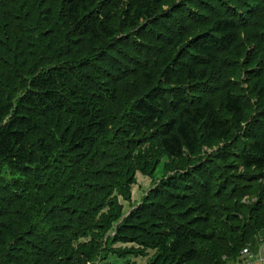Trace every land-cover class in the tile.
<instances>
[{
    "label": "trees",
    "instance_id": "obj_1",
    "mask_svg": "<svg viewBox=\"0 0 264 264\" xmlns=\"http://www.w3.org/2000/svg\"><path fill=\"white\" fill-rule=\"evenodd\" d=\"M259 16L264 0H0V264H111L110 253L150 248L159 253L148 264L240 261L264 228ZM248 27L255 45L224 64L247 66L245 84L260 99L240 128L248 120L241 100L253 96L242 93L244 82L220 84V54ZM215 88H226L221 106L211 101ZM202 128L224 146L198 158ZM158 140L180 165L172 160L127 216L117 197L72 207L51 189L68 172L75 196L102 186L111 194L118 181L129 199L121 164L134 154L137 168L151 172L153 157L143 162L138 149ZM56 212L72 222L59 223Z\"/></svg>",
    "mask_w": 264,
    "mask_h": 264
},
{
    "label": "rangeland",
    "instance_id": "obj_2",
    "mask_svg": "<svg viewBox=\"0 0 264 264\" xmlns=\"http://www.w3.org/2000/svg\"><path fill=\"white\" fill-rule=\"evenodd\" d=\"M260 21H262V23H263L262 26L260 27V29L264 30V16L260 17ZM249 28L250 27H248L247 29H242L240 31V35L236 39L235 43L228 50H226L225 52H222L220 54V61H221L220 65H221V69H222L223 73L225 74V75H223V77L225 79L221 80L220 84L223 85V83H226V81L227 82L228 81H234V82L240 81V82H242V84L244 82L242 87H243V89H246V90L243 91L242 93H244V95H247V97L253 96V101L251 104H249V102H247V100L245 98H242V97H246V96L242 95V97H241L242 98L241 101L245 106L246 118L248 120L243 122L242 125L240 126V128L246 127L248 125V122L255 115V113L257 112V109H258L257 103H255V102L256 101L260 102V99L256 95L255 91H253V90L251 91L250 90L251 87L246 85L247 83L245 84V81H244L245 77L248 76V74H249L248 72H245V71H247L246 69L248 67L244 66L243 70L241 69V71L237 70L238 68L240 69V67L238 65L236 67H232V64H234L233 61L238 60L236 58L237 57L239 58V54L242 53V46L243 45H246V47L248 46L247 50H249V51H250L251 47H253L255 45V44H252V42H251L252 39H250V37L248 36ZM250 54H251V52H250ZM226 59H234L232 61V63L227 64L228 67L224 66ZM235 63L237 64L238 62H235ZM218 71H220V67L218 68ZM242 71H243V73H242ZM124 83L130 84L132 87H134V85H135V82H132V81H130V82L127 81ZM222 88H215L214 91L212 92L213 94L211 93V96H212L211 101L213 102V104L215 106H221L223 96H225V89L226 88L225 89H222ZM239 95H241V94H239ZM222 112H223V114L230 116L231 120L235 121L232 114L226 113V111L223 109H222ZM120 124H121V126H118L119 128H121L125 125L123 123H120ZM113 127L114 128L116 127V122H112V123H110V125H108V128H110V129H112ZM201 130H200V133L202 132L201 133V142H200L199 147H198L199 151L196 154V157H198V158H204V157H207L209 154H214L218 151V149H220L221 147L224 146V142H222V140L208 139L210 137H207L203 128ZM117 132H120V131H117ZM151 137L152 136H150L149 138H151ZM156 149H158V150H156ZM138 150L139 151L141 150V152H139V153H141L142 155L144 154V156H141V158L143 159V162L147 158L153 157L151 164L154 166V168L151 172H147V173L143 172L142 170L137 168L138 165H140V164H139L138 158H136V156H134V154H132L131 157H128L129 158L128 161L122 162L121 167L123 168L124 173H121V178L126 177V179H129L131 181L130 186H129V190L127 192L128 198L130 197L129 199H126L125 196L123 194H121L122 193L121 191L123 189L125 192V189H126L125 183L123 186V184L118 182V181H116L117 182L116 185H114V186L112 185V187H113L112 191H114V192L111 191V194L109 193L110 187L102 186L103 190L101 191L102 192L101 194H97V193H99V192H97L96 193L97 195H96V194H94L95 192L90 191L89 193H87L88 197L86 199H83V196H81V195L75 196V190L74 189L71 190L70 188H68L66 186L67 185L66 182L68 181V178H66L68 172L65 174V177L62 179L61 183H59L58 186H56V187H52L51 189L53 191H55L56 193L58 192L59 194H62V197H64V200L66 201L65 203H70V205L72 207L80 206L81 202H83L84 200H87L88 198H91V197H95L98 200H101L102 197H106L107 201H111L109 199L117 197L118 203L123 206L122 208H123V212L125 214L124 216H127L130 213V211H132L138 205H140L141 202H144L148 199V195H150L153 188H155L157 186V184L160 183L161 179H163L164 177H167L169 175L168 171L173 170V168L172 169H169V168L173 165V161L175 160L172 157L170 158V157L164 155L163 153H161L162 149L160 147L159 140H158V143L146 141L144 144L141 145V148ZM156 151H158V157L155 156V154H154V152H156ZM125 153H126V151H125ZM119 155H124V152H120ZM186 157H187V160L190 158V157L188 158V155ZM174 162H175V166L180 165L178 160H177V162H176V160ZM125 170L127 172L129 170L128 174H126ZM133 171L135 173L134 175L131 174V172H133ZM65 179H66V181H65ZM107 179H109V178L108 177H102L99 180L102 181L103 183L104 182L107 183L108 186H110L111 184L109 183V181H107ZM128 181L126 182V184H128ZM110 182L113 183L112 179ZM71 197H76L77 199L71 200L70 199ZM250 199H252V201H257L255 199V197H249V196L244 197L243 201H249ZM52 200L56 201V198H53ZM65 203L62 202L61 204H59V206H57L55 208V210L57 211V209H59L62 211L64 206L66 205ZM106 211H108V210H106ZM54 214L58 215L57 217L61 218L59 223H61V224L64 223V225L66 227L73 220L72 218L68 217V216H71V214H69V212H64V213H59V214H58V212H56ZM72 214H76V213H74L72 211ZM62 227L63 226H61V228ZM66 227L62 229L63 232H59V233H62V234L65 233L67 231ZM51 233H53V232H51ZM46 235H48V234H46ZM114 247H117V249H119V248L134 249V250H137V249L142 250L143 249L140 245H135L134 243H129V244L118 243V244H115ZM66 253L67 252H60V256H66ZM157 253H159V251L157 252V249H154V248L145 249L144 252L130 253L129 255H126V256H120L118 253H116V254L110 253L109 257L107 258V261L111 264H148V262L152 258H154ZM67 257H69V256H67ZM67 257H62V258L67 259ZM244 261L245 262H243V263L247 264L250 260L245 259ZM234 262L235 261H231L229 264L234 263Z\"/></svg>",
    "mask_w": 264,
    "mask_h": 264
},
{
    "label": "crops",
    "instance_id": "obj_3",
    "mask_svg": "<svg viewBox=\"0 0 264 264\" xmlns=\"http://www.w3.org/2000/svg\"><path fill=\"white\" fill-rule=\"evenodd\" d=\"M248 248V254H242L240 261L231 264H244L245 259L250 260L247 264H264V228L251 239Z\"/></svg>",
    "mask_w": 264,
    "mask_h": 264
},
{
    "label": "built area",
    "instance_id": "obj_4",
    "mask_svg": "<svg viewBox=\"0 0 264 264\" xmlns=\"http://www.w3.org/2000/svg\"><path fill=\"white\" fill-rule=\"evenodd\" d=\"M244 252H245V253H248V252H249L248 247L244 249Z\"/></svg>",
    "mask_w": 264,
    "mask_h": 264
},
{
    "label": "bare ground",
    "instance_id": "obj_5",
    "mask_svg": "<svg viewBox=\"0 0 264 264\" xmlns=\"http://www.w3.org/2000/svg\"><path fill=\"white\" fill-rule=\"evenodd\" d=\"M245 248H247V247H245ZM245 248H244V249H245ZM244 249H243V251H242V254H243V255L248 254V253H245V252H244Z\"/></svg>",
    "mask_w": 264,
    "mask_h": 264
}]
</instances>
